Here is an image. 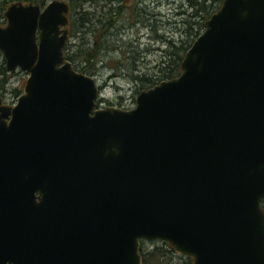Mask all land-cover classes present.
Wrapping results in <instances>:
<instances>
[{
    "label": "water",
    "instance_id": "obj_1",
    "mask_svg": "<svg viewBox=\"0 0 264 264\" xmlns=\"http://www.w3.org/2000/svg\"><path fill=\"white\" fill-rule=\"evenodd\" d=\"M68 4H11L0 104V264H141L159 238L191 264H264V0H222L177 77L132 108L63 54Z\"/></svg>",
    "mask_w": 264,
    "mask_h": 264
},
{
    "label": "trees",
    "instance_id": "obj_2",
    "mask_svg": "<svg viewBox=\"0 0 264 264\" xmlns=\"http://www.w3.org/2000/svg\"><path fill=\"white\" fill-rule=\"evenodd\" d=\"M13 1H25L44 4L47 0H0V23L5 20L3 14L7 6ZM124 0H67L69 5V38L64 48V54L68 60L72 62L74 67L79 71H83L89 75L95 74L98 69V64L108 63L115 55H120L114 66L111 68L123 65L127 67L125 71H132L133 87L135 93L141 88L153 85L161 79H167L177 76L180 72L181 58L185 50L191 45L194 38L200 33L203 28L204 20L216 10L222 0H183L181 4L184 8L177 13L180 14L178 26L182 25L180 39L175 37H163L159 34L154 35V41H161L158 45L160 52L157 65L151 71L144 70L143 66L138 64L140 57L139 44L141 41L135 38V46L124 39L128 33H123L120 26V17L123 10H127L129 14L136 15L142 22L139 26H148L156 32L158 25L150 23V15H147V7L140 6L137 1L132 7L123 5ZM187 6V7H186ZM144 11V12H143ZM136 13V14H135ZM142 15H147L145 18H140ZM197 26V27H196ZM173 32H177L175 27ZM200 29V30H199ZM137 33V32H136ZM136 37V35H135ZM111 53V54H109ZM140 54V53H139ZM143 59V57H141ZM97 65V66H96ZM143 72V73H141ZM9 74L5 68V62L0 66V90L5 87L7 76ZM261 205L264 207V197L261 200ZM151 242V241H150ZM140 255H142V264H173V258H185L183 264H190L191 259L183 254H177L173 248L165 242L158 240L152 241L150 246H145L143 241L140 243ZM171 258V259H170ZM178 264V263H174ZM179 264H181L179 262Z\"/></svg>",
    "mask_w": 264,
    "mask_h": 264
},
{
    "label": "rangeland",
    "instance_id": "obj_3",
    "mask_svg": "<svg viewBox=\"0 0 264 264\" xmlns=\"http://www.w3.org/2000/svg\"><path fill=\"white\" fill-rule=\"evenodd\" d=\"M135 1H137L136 4L147 7V15H150V18H148L147 15H142L140 18H145L146 20L147 18L151 19V21H149L150 23L156 22V25H158V30L156 32L151 30L148 26L141 27L139 25L142 22H139V17L136 15L133 16L129 14L127 10H123V13L120 17V26H124L123 28L121 27V29L122 31H124L123 33H128L127 36H125L124 34V39L134 46L135 43H137L136 40L139 39L141 41V43L139 44L140 54L137 52V50L136 53L137 57H140V59L138 60V64L140 66H143L144 70L142 71L146 72L151 71L153 67L157 65L158 57L160 54L158 50V45L162 47L165 46L161 45V41H154V35L159 34L160 36L168 38L172 35L171 37H175L177 39H180V37L182 36L180 34V31L184 28H182V25L178 26L176 21H179V19H181L179 17L180 14L178 15L177 13L180 9L183 10L184 8L181 5L183 3V0H124L123 5L126 7H132L131 5H133ZM67 16L68 23L64 27V29L68 33V38L70 42H73L72 37L69 35V11L67 13ZM2 24H4V21L2 22ZM173 27H175L179 31L173 32ZM135 38L137 39L135 40ZM141 57H143V59H141ZM119 58L120 55L114 54V58L108 61L107 64L102 63L101 65H96L98 67V70L95 71V74H92L98 80V87L100 88L99 98L106 99L104 100V102L102 101L103 106L106 104H113L115 106L119 105L126 107L135 101V96L138 93V91L137 93H135L134 91V81L133 76H131L133 73L132 71H125L127 70V67H124L123 65L111 68V66H114L113 64L116 63V60ZM3 61L5 62V59H3L2 52L0 51V66ZM5 75L8 79L5 83V87L0 90V102L13 105L14 101L17 98L18 91L23 90L27 73L26 71H22L19 69L13 70V72ZM145 88L148 87L145 86ZM151 243L152 242L150 241L143 242V244H145V246L147 247L150 246ZM148 248H151V246ZM184 259L185 258L182 257L173 258L170 260V262L173 260V264H179V262L183 264L185 262Z\"/></svg>",
    "mask_w": 264,
    "mask_h": 264
},
{
    "label": "flooded vegetation",
    "instance_id": "obj_4",
    "mask_svg": "<svg viewBox=\"0 0 264 264\" xmlns=\"http://www.w3.org/2000/svg\"><path fill=\"white\" fill-rule=\"evenodd\" d=\"M144 241H146V242H147L148 240H144Z\"/></svg>",
    "mask_w": 264,
    "mask_h": 264
}]
</instances>
